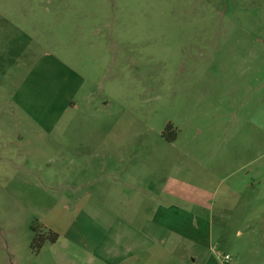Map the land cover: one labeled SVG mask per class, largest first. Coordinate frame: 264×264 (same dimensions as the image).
I'll use <instances>...</instances> for the list:
<instances>
[{
    "label": "rangeland",
    "instance_id": "1",
    "mask_svg": "<svg viewBox=\"0 0 264 264\" xmlns=\"http://www.w3.org/2000/svg\"><path fill=\"white\" fill-rule=\"evenodd\" d=\"M86 171L264 264V0H0V264H56L32 227L69 228Z\"/></svg>",
    "mask_w": 264,
    "mask_h": 264
},
{
    "label": "crops",
    "instance_id": "2",
    "mask_svg": "<svg viewBox=\"0 0 264 264\" xmlns=\"http://www.w3.org/2000/svg\"><path fill=\"white\" fill-rule=\"evenodd\" d=\"M96 171L104 176L108 165ZM84 176L82 185L70 187L65 198L66 211L74 218L69 228H50L58 234L50 246L56 264H220L206 222L181 205L199 203L198 197L186 201L178 195L185 200H178L181 208L156 198L150 185L133 192L127 181L116 178L109 185L101 179L97 190L95 177L87 171ZM224 198L218 197L219 210ZM140 204H145L142 212Z\"/></svg>",
    "mask_w": 264,
    "mask_h": 264
},
{
    "label": "trees",
    "instance_id": "3",
    "mask_svg": "<svg viewBox=\"0 0 264 264\" xmlns=\"http://www.w3.org/2000/svg\"><path fill=\"white\" fill-rule=\"evenodd\" d=\"M170 126H166L162 132V135L165 136L166 131ZM168 140H173L170 138ZM33 236L29 244L31 252L37 253L45 242L54 243L58 237V234L51 229H44L42 227H32Z\"/></svg>",
    "mask_w": 264,
    "mask_h": 264
},
{
    "label": "built area",
    "instance_id": "4",
    "mask_svg": "<svg viewBox=\"0 0 264 264\" xmlns=\"http://www.w3.org/2000/svg\"><path fill=\"white\" fill-rule=\"evenodd\" d=\"M223 259H224V260H229L230 257H229L228 255H224V256H223Z\"/></svg>",
    "mask_w": 264,
    "mask_h": 264
}]
</instances>
